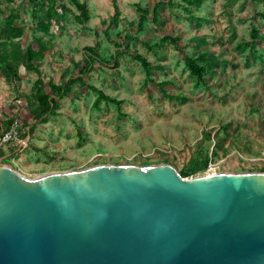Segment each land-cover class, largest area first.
<instances>
[{
  "label": "rangeland",
  "instance_id": "1",
  "mask_svg": "<svg viewBox=\"0 0 264 264\" xmlns=\"http://www.w3.org/2000/svg\"><path fill=\"white\" fill-rule=\"evenodd\" d=\"M78 1L89 18L75 21L72 0H56L47 32L27 0L0 1V42L22 49L38 36L48 46L35 70L19 64L12 75L0 67V129L13 119L33 127L25 146L14 142L3 151V163L28 178L93 164L168 163L185 177L264 172V51L257 54L262 59H247L239 48L255 38L254 30L264 34L262 0H204L189 6L191 13L183 0ZM136 4L148 12L142 24ZM9 18L21 35L7 38ZM163 35L179 41L161 42ZM200 38L202 53L213 58L203 80L184 65L186 54L197 56ZM96 43L99 57L82 71L84 48ZM134 54L150 62L147 70ZM70 78L74 82L41 121L36 95L53 94L52 84ZM162 81L169 83L159 86ZM93 88L120 105L96 106Z\"/></svg>",
  "mask_w": 264,
  "mask_h": 264
},
{
  "label": "water",
  "instance_id": "2",
  "mask_svg": "<svg viewBox=\"0 0 264 264\" xmlns=\"http://www.w3.org/2000/svg\"><path fill=\"white\" fill-rule=\"evenodd\" d=\"M0 264H264V172L93 164L28 178L0 157Z\"/></svg>",
  "mask_w": 264,
  "mask_h": 264
},
{
  "label": "trees",
  "instance_id": "3",
  "mask_svg": "<svg viewBox=\"0 0 264 264\" xmlns=\"http://www.w3.org/2000/svg\"><path fill=\"white\" fill-rule=\"evenodd\" d=\"M1 1V0H0ZM4 1V0H2ZM11 1V0H5ZM187 3L185 6V10L188 13H191V8L189 6L194 5L199 7L204 0H183ZM28 3L33 8V16L38 19L37 24L38 26L44 31L47 32L53 25L54 16L57 14L56 9V0H27ZM76 9L78 10L77 14H73V19L77 22H83L89 18V10L87 6L78 0H72ZM264 4V0H262ZM136 9L139 10L140 13V23L142 24L146 17H147V10L146 8L141 7L140 5L136 4ZM44 12L43 19L40 18V13ZM191 15V14H189ZM264 21V13L260 14ZM191 20H193V16H190ZM157 20V12L156 10L152 11V21ZM201 25L200 18L196 17L194 20V26L199 27ZM9 32L7 38H11L12 36H19L22 34V30L17 26L13 25V20L11 18L7 21V28L6 32ZM255 38L251 39L248 44H243L240 46V50L247 51V59L252 58H259L262 59V56H257L259 52L264 51V34L257 35V30L253 31L252 34ZM161 42H169L172 44H176L179 41V38L172 35H163L160 38ZM205 41L203 38L195 41V45L199 48L197 52V56H192L186 54L184 56V65L189 70L191 75H193L198 80H203L204 76L212 69L213 58L207 56L206 54L202 53L203 45ZM259 46V48H257ZM48 46L46 42L38 36H33L32 39L25 45L22 49L16 48L12 46V42L9 40L8 42L3 40L0 42V67L5 69L8 73H12V75H17L14 66L22 64L27 69L35 70L37 67V63L41 61L44 57L45 52L47 51ZM85 51L87 54V63L83 66L82 71H86L91 68L92 63L99 57V44L96 43L94 46H85ZM23 56V57H22ZM134 57L141 62V65L146 70L149 68L150 62L146 60L140 54H134ZM74 82L73 78H70L62 85H54L52 84L51 90L53 94H49L46 92L38 93L36 95V100L41 106V112L39 115V119L41 121L46 120V114L53 111L58 103L56 100L57 97H62L63 91L66 90L72 83ZM168 81L159 82V86L162 84H167ZM96 93V98L94 100V104L98 106L100 101H108L115 103L117 106L120 105V101L114 98L105 96L96 88H93ZM10 123V121H9ZM8 123V124H9ZM6 125V127L8 126ZM5 127V128H6ZM4 128V129H5ZM33 127L28 129V133L31 135ZM1 155V152H0ZM206 160V158H205ZM182 176H186L187 172H182Z\"/></svg>",
  "mask_w": 264,
  "mask_h": 264
},
{
  "label": "built area",
  "instance_id": "4",
  "mask_svg": "<svg viewBox=\"0 0 264 264\" xmlns=\"http://www.w3.org/2000/svg\"><path fill=\"white\" fill-rule=\"evenodd\" d=\"M25 133H27L26 139H24ZM28 138V129L21 125L17 119H13L5 129H0V152H3L9 144L14 142L21 148L26 145Z\"/></svg>",
  "mask_w": 264,
  "mask_h": 264
},
{
  "label": "crops",
  "instance_id": "5",
  "mask_svg": "<svg viewBox=\"0 0 264 264\" xmlns=\"http://www.w3.org/2000/svg\"><path fill=\"white\" fill-rule=\"evenodd\" d=\"M8 152H2V154L0 155V157H4L7 156Z\"/></svg>",
  "mask_w": 264,
  "mask_h": 264
}]
</instances>
